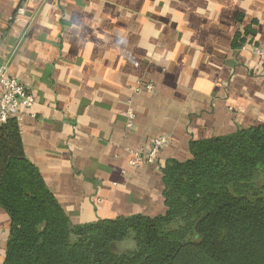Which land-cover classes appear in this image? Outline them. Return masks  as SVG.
I'll return each mask as SVG.
<instances>
[{
    "label": "crops",
    "instance_id": "0c3cea01",
    "mask_svg": "<svg viewBox=\"0 0 264 264\" xmlns=\"http://www.w3.org/2000/svg\"><path fill=\"white\" fill-rule=\"evenodd\" d=\"M263 45L264 0H0V65L35 97L18 120L24 151L73 224L163 214L167 159L262 123ZM161 134L156 161L132 166ZM9 225L0 207V264Z\"/></svg>",
    "mask_w": 264,
    "mask_h": 264
},
{
    "label": "trees",
    "instance_id": "16d2710c",
    "mask_svg": "<svg viewBox=\"0 0 264 264\" xmlns=\"http://www.w3.org/2000/svg\"><path fill=\"white\" fill-rule=\"evenodd\" d=\"M253 33L236 31L232 47ZM189 151L161 167L163 214L73 224L26 156L17 120L0 123L2 264H264V121L191 139ZM129 239L132 249L115 250Z\"/></svg>",
    "mask_w": 264,
    "mask_h": 264
},
{
    "label": "built area",
    "instance_id": "2783aa9c",
    "mask_svg": "<svg viewBox=\"0 0 264 264\" xmlns=\"http://www.w3.org/2000/svg\"><path fill=\"white\" fill-rule=\"evenodd\" d=\"M25 9L20 4L14 14V18L24 15ZM255 52L264 64V45L257 47ZM152 89L153 85L150 82L137 81L136 90ZM35 104L33 93L28 90L17 78L7 73L6 68L0 65V123H4L9 118L18 120L21 118L24 109H31ZM134 115L131 112L127 113L126 126L132 128V120ZM171 139L168 135L161 134L153 137L147 147L136 148L132 150V158L129 163L132 166H137L142 163H153L162 148L168 145Z\"/></svg>",
    "mask_w": 264,
    "mask_h": 264
},
{
    "label": "rangeland",
    "instance_id": "374dc122",
    "mask_svg": "<svg viewBox=\"0 0 264 264\" xmlns=\"http://www.w3.org/2000/svg\"><path fill=\"white\" fill-rule=\"evenodd\" d=\"M263 196H264V193H263ZM133 247H134V242L129 239V240L117 243L115 245V250L117 252H121V251H124V250L132 249Z\"/></svg>",
    "mask_w": 264,
    "mask_h": 264
}]
</instances>
